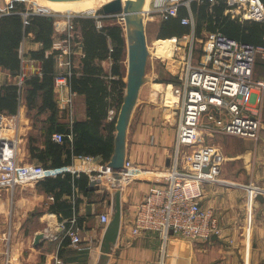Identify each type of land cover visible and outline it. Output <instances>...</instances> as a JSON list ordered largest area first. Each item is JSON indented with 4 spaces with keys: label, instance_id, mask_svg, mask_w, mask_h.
I'll return each instance as SVG.
<instances>
[{
    "label": "crops",
    "instance_id": "crops-1",
    "mask_svg": "<svg viewBox=\"0 0 264 264\" xmlns=\"http://www.w3.org/2000/svg\"><path fill=\"white\" fill-rule=\"evenodd\" d=\"M184 9V16H188L189 11ZM190 13L196 23L191 7ZM146 21L145 18L144 23ZM94 29L86 38L82 36V52L85 57H74V75L69 78L68 85L75 93V120L88 124L100 121V132L106 135L109 134L106 125L111 124L122 101L127 68L123 63V54L119 57L117 53H112L115 43L110 34ZM200 31L197 39L210 32L204 26ZM31 42V45L25 44L28 45L24 49L25 61L17 72L23 80L27 76L42 73L41 62L29 55L31 50L41 49L42 44ZM193 59L196 64L205 60L204 51L198 42L193 50ZM213 61L214 58L210 64ZM167 68L175 73L177 65L173 70L167 60ZM52 70L54 75L62 72L54 56ZM13 78L11 72L0 67V84L14 83ZM253 78L264 79V57L261 55L256 57ZM170 85L153 82L154 89L164 93V104L167 106L173 104L168 99V96H172ZM257 97H260V103H255V110L261 123L257 139L228 136L220 127L213 125L209 131L201 130V141L194 145L197 149L204 147L208 150L207 168L213 177L204 185L201 203L204 208L212 209L218 218L221 237L211 242H188L172 235L169 241L163 243L154 232L132 235L134 209L149 189L147 179L153 178L143 177L131 184L128 198L122 202V221L117 232L118 241L110 248V264H264V89L254 88L253 100ZM150 98L152 93L141 95L139 92L127 127L125 158L141 167L156 169L170 163L175 134L170 121L174 118V110L169 109L167 113L163 110L162 113L159 106L150 103ZM118 101L120 104L116 111ZM15 115L19 121L17 161L42 165L31 157L29 140L32 139L38 149H45L50 127L49 112L29 110L22 93ZM57 120L66 123L60 112ZM111 134L114 138L115 123ZM91 156L95 157L98 168L109 161H104L99 155ZM75 165L72 156L69 168L51 169L46 177H55L56 173L69 169L76 175L78 169ZM74 188L71 194L63 195L61 199L78 213V225L83 239L80 249L71 244L69 239H64L65 243L64 240L58 243L43 237L37 246L34 245V238L42 233L49 213H54L58 218H68L63 217L62 213L49 210L54 202L52 193H45L36 186V182H32L29 187H0L1 229L5 228L10 234L8 247L6 243L4 251L0 247V264H53L55 257L65 264H96L103 233L98 213L106 210L111 212V193L102 201H98L102 195L98 191H94L91 200L79 192L78 197L72 198ZM258 195L260 200L257 199ZM88 205H91L90 215L86 214Z\"/></svg>",
    "mask_w": 264,
    "mask_h": 264
},
{
    "label": "built area",
    "instance_id": "built-area-1",
    "mask_svg": "<svg viewBox=\"0 0 264 264\" xmlns=\"http://www.w3.org/2000/svg\"><path fill=\"white\" fill-rule=\"evenodd\" d=\"M193 1L203 2L178 0L156 9L165 20L178 17L179 8L186 6L189 14L181 17L179 22L191 30L189 34L175 36L177 40H187L189 47L187 52L182 51L180 54L176 72L172 73L178 78V82L170 83L177 95V107L173 108V115L178 112L177 121H170L171 125L175 124L170 163L162 168H144L125 158L121 171L122 192H129L134 181L153 177L147 179L149 189L134 209L131 234L138 236L154 232L163 243L169 241L172 235L188 242H211L213 236L219 238L222 235L213 210L204 208L201 203L204 185L213 177L207 168L208 162L202 160L195 165L187 164L185 159L188 157L184 149L197 145L201 141V130L209 131L213 125L220 127L228 136L245 139H257L261 128L255 110V103H260V97L253 100V94L254 88L264 89V79L254 80L253 70L257 55L264 57V46L240 42L219 31L208 32L197 39L195 21L190 13V4ZM208 1L210 6L219 1L224 3V15L232 19L264 23V4L261 0ZM151 12L152 10H148L143 13L144 20ZM64 16L68 25L63 22L62 30L57 28L46 55L58 57L62 70L54 75L53 89L57 108L65 118L68 132H53L50 139L58 144H62L66 139L71 144L74 136L72 126L75 121V93L70 90L68 80L73 74L74 57L81 58L84 54L82 34L76 29L74 17ZM95 18L98 29L103 26L105 20L119 25L122 31L124 29L122 12L103 13ZM197 42L205 54V60L199 64L193 59V44ZM212 58L214 61L210 64ZM18 122V116L0 112V187L12 189L22 182L34 183L44 179L49 172L40 164L18 163ZM73 159L76 161L74 167L78 169L77 176L79 173H85L89 184L100 181L93 184L97 188L95 191L102 194L111 193L112 172L107 168V163L98 168L95 157L91 155H76ZM74 190L72 198L78 197L77 189ZM109 220V211L98 213L102 228ZM42 234L46 240L58 243L69 239L71 244L80 249L83 239L77 211L73 210L68 218H58L54 213H49ZM9 235L5 228L0 231V247L5 246V243L8 247ZM53 264L65 263L55 257Z\"/></svg>",
    "mask_w": 264,
    "mask_h": 264
},
{
    "label": "trees",
    "instance_id": "trees-1",
    "mask_svg": "<svg viewBox=\"0 0 264 264\" xmlns=\"http://www.w3.org/2000/svg\"><path fill=\"white\" fill-rule=\"evenodd\" d=\"M261 1L264 4V0ZM190 5L196 17V36L200 35V29L204 26L210 32L219 31L237 41L264 46L263 22L232 19L228 15L223 14L225 5L221 1L212 6H210L208 0H203L199 4L193 1ZM24 10L25 6L22 2L13 1L10 13L0 14V67L13 75L20 71L19 47L21 40L28 33H33V40L40 42L42 48L31 50L29 55L32 59L41 62L42 73L41 75L35 74L25 77L22 85H18L15 82L0 84V112L9 115L17 114L22 93L25 95L29 110L37 109L38 113L49 112L50 127L47 132L48 137L45 149H38L33 144L32 139L29 140L31 157L37 159L47 171L69 168L72 156L76 155H99L104 161H108L113 151V135L111 133L116 115L113 116L111 124L106 125L109 134L102 135L100 132V121L88 124L75 120L72 126L74 136L71 144L66 139H64L62 144L55 143L50 139V135L53 132H68L67 123H61L57 120L59 110L54 100L52 55H45V52L51 46L53 21L51 17L39 14H29L24 18L22 14ZM185 14L186 10L181 7L179 8L178 17H169L163 20L158 37L168 39L174 36L180 37L190 32L188 27L181 25L179 22V19ZM24 19L27 20V23H24ZM75 22L85 38L96 28L93 17H77ZM98 30L110 34L115 43L112 53H117L119 57L121 54L124 56L125 39L121 27L117 24L105 23ZM166 80L171 83L178 82V78L174 75ZM123 86L125 87V82ZM39 100L40 102H38ZM119 104L120 101H118L116 111ZM56 174L55 177L48 176L37 181L36 186L45 193L54 195V202L49 207L50 211L62 213L63 217H70L73 209L70 204L61 199L62 196L71 194L73 187H75L79 193L90 199L96 189H90L89 178L85 173H79L77 176L72 174L69 169L62 170ZM106 195L107 193L100 195L98 201L104 200ZM77 203H79V199H77ZM65 242L66 240L63 241V243Z\"/></svg>",
    "mask_w": 264,
    "mask_h": 264
},
{
    "label": "water",
    "instance_id": "water-1",
    "mask_svg": "<svg viewBox=\"0 0 264 264\" xmlns=\"http://www.w3.org/2000/svg\"><path fill=\"white\" fill-rule=\"evenodd\" d=\"M63 1V0H58ZM146 0H112L101 7L104 14L123 13L127 42V72L125 90L122 101L115 118V134L113 138V151L107 162V168L112 172L111 181V212L110 220L103 228L99 241V257L96 264H110L112 259L109 252L112 244L117 243V232L122 221V202L128 198V190L122 192L121 171L126 157V132L131 113L136 104L140 89L149 78L150 54L147 47L143 7ZM154 82L163 83L162 79L153 78ZM90 189H97L93 184ZM257 199L261 197L258 195ZM86 214H91V205H88ZM43 234L38 233L34 238L37 246L43 239ZM216 237L213 236V240Z\"/></svg>",
    "mask_w": 264,
    "mask_h": 264
},
{
    "label": "rangeland",
    "instance_id": "rangeland-1",
    "mask_svg": "<svg viewBox=\"0 0 264 264\" xmlns=\"http://www.w3.org/2000/svg\"><path fill=\"white\" fill-rule=\"evenodd\" d=\"M15 0H0V14L1 13H10L9 11L12 10V3ZM20 1L24 4L25 6V10L22 13L24 18L27 17L29 14H39V15H44L47 17H51L52 21H53V33L51 35V43H52V39H53V35L54 33L57 31V28L62 30L61 27H63V22H66V16L64 15H58V14H52V13H46L41 9L40 6V2L39 0H17ZM151 1L152 5L155 6L156 3L157 6L154 9L149 8V10H152L151 13H149V15L147 16V21L145 22V33H146V40H147V47H148V51L150 54V71H149V78L145 79L144 84L142 85L141 89H140V93L141 95H143L144 93H152V98L151 102L152 105L155 106H159L161 109V112L163 113V110H165V112L167 113L169 109H173L176 106V102L174 103V101L176 100L175 98H173L172 96H168L169 101H171V103H174L170 106L165 105L164 103V93H160L158 91H156L154 89L153 86V78H158V79H162L163 83L165 84H170L171 82H168L166 79L170 76H172V72L167 68V60L164 59V57L158 53L156 51V49H154V44L156 43V41L158 39H162L163 38H159L158 37V32L160 30V25L163 21V18L159 15V13L157 12L156 9H159L161 7H164V5L168 4V3H173L176 2L178 0H149ZM199 4V1H196ZM11 3V4H10ZM155 3V4H154ZM11 5V7H10ZM77 5H70V9L72 10L73 14H69L72 15L74 18V22H75V18L77 17H93L96 20V16L99 15H103V12L100 8H97L93 11V13L89 14V15H81L78 14L77 12H74L76 10ZM146 4H145V8H146ZM191 7V5H190ZM183 8H186V6H183ZM148 10V9H147ZM112 21H116V19H112ZM107 22L106 20L103 21V23ZM24 23H27V20L24 19ZM67 23V22H66ZM76 24V22H75ZM68 25V23H67ZM95 26H96V21H95ZM76 29L78 31H81V29L78 27V25L76 24ZM123 31H124V39H125V52H124V56H123V63L125 65V67L127 68V42H126V30H125V25H123ZM34 35L33 33H28L25 37H23V39L21 40L20 43V47H19V58H20V62L21 64H24L25 61V47H27L28 45H31V41H35L33 40ZM25 44H28L27 46H25ZM196 43L193 44V47H195ZM51 47V46H50ZM188 47H189V42L187 40H177V48L176 50L173 51V58L176 60L180 59V54H182V50L183 52H187L188 51ZM22 52V55H21ZM46 55V52H45ZM48 56V55H46ZM56 57V56H54ZM58 60V57H56ZM194 62L196 63V61L194 60ZM179 63H177L178 65ZM169 67L171 68V64L169 63ZM174 74V73H173ZM15 78V83H18L19 85L22 84L23 79L21 77V74H16L13 75ZM24 78V77H23ZM21 79V80H20ZM20 81V82H19ZM21 83V84H20ZM53 86H54V79H53ZM160 87V86H158ZM54 92V89H53ZM55 97V94H54ZM55 99V98H54ZM75 108V105H74ZM167 115H165V119ZM175 121H177L178 119V112L176 113V115H174L173 118ZM170 121V119H169ZM175 123V122H174ZM172 129H175V124L172 125L171 127ZM19 131V130H18ZM185 148V152H187V157L188 159H185L187 164L190 165H195L196 163H198L199 161H206L208 162V153H207V149L204 147H200L199 149H197V147L195 148V146L193 148ZM184 152V153H185ZM18 163L20 165H25V164H30L31 163L27 162L24 163V161H18ZM209 164V162H208ZM30 185H32L31 181L28 182H22L17 184L16 186L18 187H29ZM34 185V184H33ZM0 231H4V229H1V224H0ZM3 251L5 249V247L2 245L1 246ZM3 257V256H2ZM1 261V260H0ZM6 261H8V259L6 258Z\"/></svg>",
    "mask_w": 264,
    "mask_h": 264
},
{
    "label": "bare ground",
    "instance_id": "bare-ground-1",
    "mask_svg": "<svg viewBox=\"0 0 264 264\" xmlns=\"http://www.w3.org/2000/svg\"><path fill=\"white\" fill-rule=\"evenodd\" d=\"M110 1L112 0H63V1L39 0L41 6L40 10L46 13H52L58 15L73 14L72 10L70 9V5H74V4L77 5L76 10L74 12H77L78 14L81 15H89L93 13L95 9L102 7L104 4ZM125 1L126 0H122V2ZM145 4L147 7L145 8L144 5L143 13L145 11H148L149 8L154 9L159 3L156 4L154 3L155 6H153L151 1L146 0ZM176 48H177V38L175 36L168 39L157 40L156 43L154 44V49H156V51L160 53L164 57V59L166 58L168 60V63L171 64V68H173V70L177 65L176 59L173 58V51ZM170 93L172 97L177 100V95L174 93L171 85H170ZM176 100L174 101V103L176 102Z\"/></svg>",
    "mask_w": 264,
    "mask_h": 264
}]
</instances>
